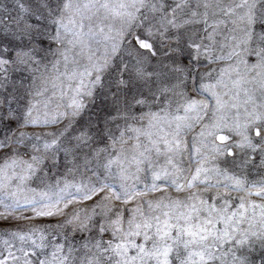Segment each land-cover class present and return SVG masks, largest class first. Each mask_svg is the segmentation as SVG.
Returning a JSON list of instances; mask_svg holds the SVG:
<instances>
[{
    "label": "snow or ice",
    "instance_id": "6c2138e0",
    "mask_svg": "<svg viewBox=\"0 0 264 264\" xmlns=\"http://www.w3.org/2000/svg\"><path fill=\"white\" fill-rule=\"evenodd\" d=\"M0 264H264V0H0Z\"/></svg>",
    "mask_w": 264,
    "mask_h": 264
}]
</instances>
